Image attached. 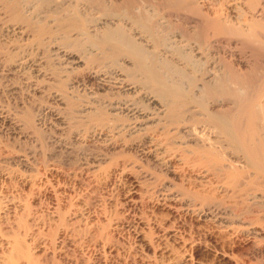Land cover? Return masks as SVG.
Segmentation results:
<instances>
[{
	"label": "bare ground",
	"instance_id": "6f19581e",
	"mask_svg": "<svg viewBox=\"0 0 264 264\" xmlns=\"http://www.w3.org/2000/svg\"><path fill=\"white\" fill-rule=\"evenodd\" d=\"M91 1H92L91 4L92 5L94 4L93 8H97L98 10L97 9L96 10L99 11L100 16L102 15L99 18L103 19V20L99 19L101 20L99 21L97 20L98 19L97 18L95 19V21L97 20V22H99L100 24H104L103 26L99 27V30L97 29V31H99L98 34H96L97 32L95 34L93 32L94 36L92 35H91L92 37L90 36L92 44L98 48L97 50H99V54L97 53V51H95L98 55V56L96 55L97 56L96 61L98 58L103 62L109 61L110 65L113 66L111 73L112 74L115 73L112 76H105V74H101L103 72L101 73L99 72L101 75H95L96 78L95 82L97 83L95 87L97 88V90L99 89L103 90L105 87L109 85V83H112L110 85H114V87H116L115 90L118 89L117 90L118 92L117 91L115 92L118 95V97L113 96L114 95L113 93V95L111 94L112 96H110L111 98L108 97L110 99L106 100L107 103L106 101L104 102L105 104L102 103L104 105V107L102 106V108H107L105 110H108L107 111L108 113L105 111L107 115L105 114V112H103L105 116L102 115L101 111H99L101 105L99 104L100 105L99 107H94L93 106L94 102L91 99L90 100L93 102V103L91 102L92 106L90 105L88 107L89 110H86L87 106L85 107V110L88 112L82 110L85 111L87 115L88 113L91 114V115L89 114L90 117L89 115L88 117L93 118L94 132H97V135L98 134L99 135L101 134V136L104 135L105 140H109L110 138L109 135L110 136L112 135L110 133H112L113 130L116 133L118 132L124 133L121 131H126V132L129 131L128 132L129 134L132 132H137L145 135L147 141L151 143L152 147L153 146H158V148L161 147L164 155L162 156L160 154L158 155V157L160 156L167 162V165L168 167L171 168V171L178 172V174L180 173L182 177H184L183 175L185 176L187 175V179H185L187 180V184H188L187 189L190 191L189 186L190 188L193 189L191 192H188V194H190L189 196L184 191V193L188 197L184 196L185 194L182 191L181 193L179 192V194L173 193L170 196L168 194L165 195V193L162 196L163 193H161L160 195L161 197L160 196L159 198L155 197L154 199H156V202L162 206H165V208L167 207L170 208V210L172 209L174 212H177V210L181 208V205L180 206L176 205V203L174 204L173 201L170 202V200H176L177 202L178 200H180V202H182L181 200H185V201L187 200L189 204L187 203L185 204H187V206L190 207L189 209H191V211H194L196 213L195 210L198 208L199 210L203 211L204 209L203 207L207 208L210 206L213 207L217 205V203L214 202L213 199L224 197V198H233V199H241V200L249 199L253 201L255 204L259 205L258 207L259 209H256V212L260 214H264V0H155L154 1L155 3L152 2L153 0L152 1L150 0L153 4L149 7V9H146L144 7V4L140 3V1L145 2L146 0H122L121 2H117L115 5H111V4L109 5L105 3L103 4L102 1L100 0H91ZM109 2L110 1H108V3ZM85 3H87V1ZM145 3L148 5V3L150 2L146 1ZM91 4L89 6H91ZM80 7H82V5ZM136 8L139 10H137ZM98 14L94 16L98 17ZM86 15L87 14H85L84 17H86ZM172 15L181 18L180 21L178 20L179 21L178 24H177L178 21H176L175 24L174 23L175 21L169 20V18H171L169 16ZM196 17L198 19L195 22V26H194L196 28L190 29L188 24H190L191 23L190 21ZM79 18H81V22L78 24L82 26L83 28L82 33H84L85 31L84 28H86L83 27L85 25L84 24L85 19H83L82 17ZM109 19L110 20L114 19L117 22L119 21V23H116L115 21L114 22L115 24L110 25V23L112 22L109 23L108 22ZM176 27L178 28L177 30H175ZM88 39L90 38L87 37V42L90 41ZM168 40L172 41L174 45L173 44L168 45L167 43ZM99 62L101 63V61ZM128 62L130 65H128ZM101 67H103V65ZM93 72L95 73V71ZM137 81L141 83L144 82L143 84L148 83L147 90L141 87L143 86V84L138 82L139 84H141V86H139ZM149 84L154 88L155 91H157L155 93L156 95L159 96V99L156 98L158 96L152 94L154 92L152 88L151 89L153 90V92L151 89H150L151 91H149V88L151 87L149 86ZM134 93H139L141 97L145 100V103L147 102L148 105L147 104H146L147 106L142 105L143 101H141L140 104L139 102L136 101V99H133ZM95 94L97 93L95 92ZM98 99L99 97L97 96V100ZM138 99L142 100L141 98H137V100ZM102 108L100 109L104 111V109ZM152 109L153 111H150ZM185 113H187L186 114L187 117L182 118L183 114ZM118 114L122 115L124 119L121 120L119 117H117ZM118 119H120V121H118ZM171 124L174 125L172 130L170 129L171 127H169L172 126ZM141 134L139 135L141 136ZM106 136H108L109 138L108 137L106 138ZM113 137L115 136L112 135L111 140L113 139ZM100 139L102 138L100 137ZM140 144L144 145V143H140ZM152 147L150 146L149 149H152ZM152 156L153 158H156L154 157V155ZM161 158H159V160ZM159 163L161 164V162ZM124 169L123 172L125 171ZM54 170L56 169L54 168ZM9 171L10 173H12L11 170H8V172ZM15 172L16 171L14 170V173ZM6 173L4 174V176H6ZM126 174L127 175L124 180L127 181L126 185L128 184V186L125 189L126 195L122 194L125 196V197L122 196V198L125 199L122 201H124V203L127 202L126 204L131 206V204H136L135 203L136 196L134 197V194H138L140 197L139 194L140 188H138L140 187V184H138V182L140 183V181L139 180L137 181V178L133 179L132 177H130L129 173ZM13 175L10 176L12 177ZM25 176L23 177L24 180L22 181L28 182V180H31V178H33V175L31 176V178H26ZM66 176L68 177V171ZM20 177L21 176H19V178ZM69 177H71L70 174ZM57 179L58 178H56V180ZM82 180L81 183H83ZM0 182L2 183V181ZM30 184L29 186L32 185ZM72 185L73 184H71L70 186ZM51 186L53 187L52 189L54 190L55 189L54 186L50 185V187ZM64 187L65 186L63 184V187H61L63 190L60 191L59 189L61 195L64 194V199H63L64 201L62 200V202H65L64 205L66 204L67 208L71 210L73 219L76 218V220L75 219H74L75 221L71 220V222L70 223L67 222V224L64 223V226L61 229L62 230L61 233L59 232L60 243L61 244L68 243L70 245L79 248L78 247L79 243L81 244L84 237L86 238V236H89L90 234L92 238L89 236L90 240L85 239L86 241L93 240L92 241L93 245L94 242H99L100 246L108 245L107 247L110 248L111 246L109 244L111 240H109L110 235L107 228L116 224L115 222L113 224V220L115 218L118 219V217L114 216L115 217L114 218L112 216L113 217L112 220L111 215H109V213L111 214L110 211L108 212L107 216L105 217L103 216L104 217L102 218L103 220L96 222L99 219L95 221V219L93 218L94 219L93 221L95 222L91 221L90 222L91 224L88 223L90 224L88 226L83 221L85 223L84 225L81 220H85L86 222H89L86 220V217L84 215L85 213L87 214L89 212L85 210L86 206H88L87 197L85 198V196L81 194L82 190L79 193L77 191H74V188L72 189L70 187L73 190L70 193V191L65 192ZM81 187L82 186H80V189ZM170 189L172 190V188ZM84 190H87V188H85ZM84 190L83 192H85ZM56 192L50 193L51 194L50 198L52 199V203L56 204L53 206V209H55V207L57 206L56 209L58 208V210H55V212L57 211L56 213H58V211H60L64 207L59 210L58 207L59 205H57L58 201L56 200L58 198V196L56 195L58 194ZM141 194H142L141 202L143 203L145 198H143L144 194L142 192ZM139 197L137 198V200L140 199ZM13 198L11 197L9 202L10 206L8 205L9 207L7 208L8 214L11 215V218L13 220L12 222H14L15 224V225L13 224L12 226L17 228L18 230L23 229L22 230L23 234L24 231L28 232V230H30L29 232L30 234H32L31 236H33L32 239L34 241V244L31 243L32 249L34 248L37 251L38 249H43L45 254V247H47L45 245H47L46 244L47 241L44 242L45 239L44 236L46 237V235L43 234L44 235L43 236L41 233L42 230L41 231L39 230L40 228L39 226L42 227V225H39V223L40 222L43 223L44 221V220L43 221L39 220V218H41L42 215L38 217V215L36 214L38 218H36V220H32L33 222H31V224H27L26 219L25 222L22 221V218H24L22 216L24 212L30 214L29 213L30 211L28 209V207L30 206H28L26 203L21 204V201L20 204L16 203V201L14 202L15 198L14 199ZM23 201L24 200H22V202ZM122 201L120 199L117 202L120 203ZM119 203L116 204V206L119 205ZM196 203H198L199 205ZM121 205L123 204L121 203ZM142 205L144 206V204ZM130 206L127 207L130 208ZM88 207L86 209H88ZM125 207L121 206L122 209ZM183 207L184 206L182 205V208ZM157 208L158 207H156V210ZM152 209L150 211L151 213H149L151 217L147 215L148 213L146 214L149 217V219L152 221V223L148 222L149 219L147 221V217H146L147 225L150 226L148 227L146 225L148 231L143 229L144 227L142 226L144 224L143 225L141 224L142 226L138 227V231L136 228H134L137 231L136 235H138L141 241L140 244L141 246L139 245V242L138 244L137 243L136 244L141 248L142 246L145 247L153 246L154 248H157V246L159 245L158 242L155 244V241H153L155 238L153 239V236H156L159 239L160 237L165 238V236L167 239L168 236L171 238L173 243L177 244L175 245L178 250L175 248V245L174 247L171 246L167 247V244H165L166 240L163 243L165 245L161 244L160 246L162 245L163 246L157 248V250L159 249V251H161L162 254L161 256H164L163 254H165L166 256L167 254L168 256L167 259L161 258L163 260L166 259L164 260L166 261V264H168V262H170L171 264H203L202 260L199 257H197L199 258V260L198 259L195 260L194 258L195 261H193L192 255H190V253H188L189 257L188 256L185 257L187 254L184 256V254L187 253V251H189L187 250V248L189 247L188 244L192 243L195 238V237L193 238V236L191 237L192 235L191 233H189L190 234L189 237H186V235L180 233V231L183 229L181 227L182 225L180 226L181 227L180 231L177 228L176 229H174V227L172 228V226L170 227L172 229L171 230L170 228L168 229V227H164L162 225L161 221L163 220L162 218L164 217V215L166 218V214H168L169 216V213L172 211L168 209L170 212L168 211L166 212V214L163 215V213H165V209H164L162 214H160L159 211L158 213L159 215H156L157 213L155 214ZM185 210H187V207ZM67 211L66 214L68 213ZM115 211L117 212V209ZM120 211L122 212V210ZM63 212L62 214L64 215ZM123 212L125 211L123 210ZM206 213H207V209H206ZM171 215L173 214L171 213ZM235 215L244 224L245 229L246 228H250L251 230L254 229L253 227L256 225L257 221L260 220L259 218L244 216L241 215L240 213H237ZM56 217L58 219V216ZM68 217H72V216H68ZM11 218H9V220H11ZM138 220L139 223L143 221V219L142 221L140 219ZM227 220L225 221L227 224H229L228 223L229 220L228 221ZM263 221L261 220L262 223ZM76 222L77 223L81 222L83 225L75 224ZM222 222L221 224L223 225ZM142 223H146V222L144 221ZM231 224L233 223H230L229 224L230 226L229 225L228 226L229 227L233 226ZM235 226L237 227V225ZM240 226L241 225H239V228H241L243 225L241 227ZM233 229H231L230 232L235 233L237 228L234 230ZM263 230L264 227L260 228L257 231L263 232ZM187 231H185V233ZM232 233L230 234L232 235ZM13 239L14 238H12V240ZM14 240L13 242H10L8 240L10 242L9 244L10 245L13 244V245H11V247L10 245H8L10 248L8 247L9 249H6V251L7 250L8 251L12 250V251L9 252L10 256L7 255V257L9 256V258H7L6 254L4 253H1L2 257L0 254V258H1L0 264H47L46 263L47 259L45 263H43L44 260L43 261L39 260V256L43 252L42 250H40L42 251L41 253L38 252L40 253L38 256L35 255L37 252L35 254L32 253L34 250L29 252L30 250H32L31 248L30 250H28V253L27 252L22 253L24 251L20 252V250L22 249L20 250L18 249L19 251L17 250L19 246L17 245L18 246L17 247L14 245L16 243V241L14 243ZM197 240L199 241V239ZM161 241L163 242V240ZM172 241L170 242L171 244H173ZM48 242L52 244L50 245L49 249H52L54 247L53 242L51 243L49 239ZM51 246L53 247L51 248ZM57 247L58 245L54 248ZM64 247L65 245L62 248L67 250ZM118 247L119 246L116 245L114 248L118 249ZM53 249L50 250L51 254H53L52 253V251H54ZM57 249L59 250L61 248L59 247ZM159 251L158 253L160 254ZM60 254L62 253L60 252ZM140 254L142 255V253ZM140 254L138 255L139 257ZM143 254L146 255L144 252ZM228 254H229L228 252L226 254V251L219 252L218 254L219 258L216 257L218 263L221 264L225 263L226 259L230 258L229 257L230 255ZM64 255L65 253L63 254V256ZM45 256L47 255L45 254ZM42 257H44V255ZM65 257L67 256L65 255ZM234 259L236 262V258H233V260ZM158 261H160L161 263L160 259ZM86 263L84 262V264ZM204 263H208V262H204Z\"/></svg>",
	"mask_w": 264,
	"mask_h": 264
},
{
	"label": "rangeland",
	"instance_id": "374dc122",
	"mask_svg": "<svg viewBox=\"0 0 264 264\" xmlns=\"http://www.w3.org/2000/svg\"><path fill=\"white\" fill-rule=\"evenodd\" d=\"M86 1L87 3H85ZM100 1H102L103 4L105 3L109 5H115L117 2H121L122 0ZM108 1L110 2L108 3ZM146 1H149L151 4L148 3V6L145 3ZM146 1H140V3L144 4V7L146 9H149V7L153 3H155V0H151L153 3L150 0ZM91 3V0H0V181H2V183L0 182V199H2L0 200V254L4 253L6 254V257L7 255L10 256L9 252H11L12 250H7V252L6 249H9L11 245H13H10L9 243L13 242L14 239V243L16 241L14 245H18L19 247L17 246V250L22 249L20 250V252L24 251L22 253H28V250H30V248L32 249V244H34V241L32 239L33 236H31L32 234H30L29 232L30 230H28V232L24 231L23 234V229L18 230L17 228L12 226L14 222H12L13 220L11 218V215L8 214L7 208L10 206L9 202L11 197H14V202L16 201V203L20 204L21 201V204L26 203L28 206H30L28 207L30 211L28 212L30 214L24 212L22 216L24 218H22V221L25 222L26 219V223L31 224V222H33L32 220H36V218L42 215L39 220H44V225L42 222H40L39 225H42V227L39 226L41 228H39V230H42V235L44 234L46 235V237L48 236L46 239V237L43 235L46 239H44V242L47 241V245H45L48 247H45V254L47 256H45L43 249H38L37 251L33 248L29 252L34 250L32 253L35 254L36 252L41 253L43 251L42 254L45 258L42 257L43 255L40 253L35 254L37 256L40 254L39 260H44L43 263H45L47 259V264H64L65 262V264H84V262L86 263V261V264H166V261L164 260L167 259V254L166 256L165 254H163L164 256H161V251H159V249L157 250V248H160L165 244H167V247H174L176 243H173L171 238L168 236L167 239L166 236L165 238L160 237V239L162 238L161 240H163V242L158 237L153 236V239L155 238L153 241H155V244L158 242L159 246H157V248H154L153 246L152 247L157 251L150 246H142V249L140 247L141 241L138 235H136L138 227H141L144 224L145 226H142L144 227L143 229L148 231L147 226H150L147 225V221L149 219L147 215L151 213L150 211L153 207L154 208L152 210L155 214L157 213L156 215H159V211L160 214H162L164 209L165 213H163V215L170 210V208H165V206L157 203L156 199H154L155 197L159 198L161 193H163L162 196L164 195V193L165 195L168 194L170 196L173 193L179 194V192L181 193V191L183 193L185 191V193L189 196L190 194H188V192H191L193 189L190 188V186V191L187 189L188 184L187 180H185L187 179V175H183L185 177L184 178L180 173L179 175L178 172L171 171V168L168 167L167 162L160 156L158 157V155L160 154L162 156L164 155L161 147H152L151 143L147 141L145 135L137 132H132L129 134V131H121L124 133H116L113 130L115 134L113 132L110 134L115 137H113V139L111 140L112 135H109L110 138L106 136V138L108 137L109 140H105L104 135L103 137L101 136V134L97 135V132H94L93 118H89L91 115L90 113H88V115L90 114L88 117V115L86 114V112L88 111L86 110H89L88 107L90 105L92 106V101L94 103H96L97 101L96 104L92 102L94 107H99L100 105V108H102V106L104 107V102L106 100H109L111 98L110 96H112L113 93V96L118 97V95L115 93L118 89L115 90L116 87H114V85H110L112 83H109L111 87L108 85L103 90H97V88L95 87L97 85V83L95 82V75L105 74V76H112L115 73H111L113 66L110 65L109 61L103 62L99 58L96 61V58L98 56L97 53L99 54V50H97L98 48L92 44L91 37L94 36L96 32V34H98L99 31H97V29L99 30V27L103 26L104 24H100L99 22H97V20L99 19L103 20L102 18H99L102 15L100 16L99 11H97L98 9L93 8L94 4L92 5ZM90 4L91 6H89ZM81 5L82 7H80ZM88 8L90 11L88 10ZM77 14L79 15V17L85 19V25L83 27L86 28H84V33H82V26L78 24L81 22V18H79ZM85 14H87L86 17H84ZM97 14L98 17L94 16ZM169 17H171L169 18V20L175 21V24L176 21H180L181 19L177 16L175 17V15ZM95 19L97 20L95 21ZM197 20L198 19L196 17L190 21L191 23L188 24L190 29L196 28L194 26ZM115 21L116 20L114 19L108 20L109 23L112 22L110 23V25L115 24ZM179 21L177 22V24L179 23ZM116 23H119V21H116ZM177 29L178 28L176 27L175 30ZM87 37L90 38L88 39L90 40L88 42ZM83 38H86V41ZM167 43L168 45H174V43H172V41L170 40H168ZM95 51H97V53ZM70 57H72L73 59ZM99 61H101V63ZM100 65H103V67H101ZM128 65H130L129 62ZM93 71H95V73ZM99 72L103 73L100 74ZM139 81H137V83ZM139 83L138 85L141 86V84H143L144 82L141 84ZM147 84L148 83H145L141 87L147 90ZM149 86L151 85L149 84ZM151 88L154 90V88L151 86L149 88V91L152 90ZM95 92L97 94H95ZM155 92L157 91L154 90L152 94L156 95ZM133 95V99H136L137 102L140 103L141 101H143L142 105H148L147 102L145 103V100L139 93H134ZM97 96L99 97L98 100ZM137 98H141L142 100H137ZM156 98L159 99V96ZM100 108L99 111H101V114L104 116L105 114L107 115L108 110H105L107 108H102L104 109V111ZM153 109L150 111H153ZM82 110H85L86 112ZM103 112H105V114ZM186 114L187 113L183 114L182 118L187 117ZM117 117H119L121 120L124 119V117L119 114L117 115ZM120 119H118V121H120ZM171 125L172 126L169 127H171L170 129L172 130L174 125ZM93 133L96 134L94 135ZM137 134H141V136H138ZM99 136L102 139H100ZM140 143H144V145L146 146ZM150 146L152 147V149H149ZM155 149L159 150L160 152L156 151ZM152 155H154V157L156 158H153ZM159 158L161 159L159 160ZM158 161L161 162V164ZM122 167H124L125 169ZM54 168L56 170H54ZM13 169L16 171L15 173ZM123 169L125 170L124 172ZM8 170H11L14 175L10 173V171L8 172ZM6 171L8 174L6 173ZM67 171L68 177L66 176ZM5 173L6 176H4ZM19 173L24 176L26 175V178H31V176L33 175V178H31V180L33 181H22L24 180V176L20 175ZM126 173H129L130 177H132L133 179L137 178V181H140V183L138 182V184H140V187H138L140 188V197L138 194H134V197L136 196V204H131V206L127 205V202L124 203V201H122L125 200L124 198H122V196L125 197L122 194H125V189L128 186V184L126 185L127 181L124 180L127 175ZM69 174L71 175V177H69ZM10 175L13 176L11 177ZM15 175L17 176V179ZM19 176L21 177L19 178ZM10 178H12L13 180ZM56 178L58 179L56 180ZM81 180L84 184H86L84 185L83 183H81ZM29 182L34 183H31V185ZM47 183L50 184L48 185ZM29 184L32 187L29 186ZM63 184L65 186V192L70 191L71 193V191H73L72 189L74 188V191H77L79 193L82 190L81 194H83L85 198L87 197V204L89 207L86 206V208L88 207V209L85 208V210L89 212L87 214L85 213L84 215L86 217V220L89 222L81 220L84 225L86 223L89 226L91 224L90 222L94 219L95 221L99 219L96 222L103 220L102 218L107 216L108 212L110 211L111 214L109 213V215H111V217H118V219L114 217V220L112 217L113 224L114 222L116 224L107 228L110 235H108L110 237L109 240H111L109 244L111 246L110 248L107 247L108 245L100 246L99 242H94L93 245V240L91 239L92 241H89L91 237L90 234V237H84L81 243L82 245L79 243V248L68 243H60L59 235L62 231L61 229L63 228L64 223L67 224V222L70 223L71 220H76V218L73 219L71 210L67 208L66 204L64 205L65 202H62V200L64 199V194L61 195L60 191L63 190L61 188L63 187ZM65 184L69 186H66ZM71 184H73L74 187L73 185L70 186ZM50 185H53L55 189L53 190V187H50ZM80 186H82L83 188L81 187L80 189ZM84 187L87 188V190H84ZM170 188H172V190ZM83 190L85 192H83ZM53 192H56L58 194L56 195L58 196L56 200L58 201L57 205H59V210L64 207L63 209L58 211V213H56L57 211L55 212V210H58V208L56 209L57 206L55 207V209H53V206L56 204L52 203V199L50 198V193ZM141 192L144 194L143 198H145L143 203L141 202ZM186 194L184 196L188 197ZM138 197L140 199L137 200ZM120 199L122 202H117ZM22 200H24V203L22 202ZM139 201L140 203L144 204V206L140 204ZM171 201H173L174 204L176 203V205H181V208H179L177 212H174L171 209L170 211L172 212L169 211V216L168 214H166L165 218L164 215V217L162 218L163 220L161 219V222L162 225L164 227H168V229L171 226L172 228L174 227V229H179V231L181 227L183 229L185 228L184 232L182 229L180 233H183V235H186V237H189V233H191V237H195L193 242L188 244L189 247L187 248V250L189 251H187V253L184 252L185 254L183 253L184 256L187 254L185 257H189L188 253H190V255H192L193 261H195L196 259L199 260L200 258L203 264H215L216 262V264H221L218 263L216 257L219 258V252L226 251V254L227 252L229 253L228 255H230V258H227L226 262L222 264H264V230L263 232L257 231L260 228L264 227V214L256 212V209H259V205L255 204L249 199L241 200L222 197L213 199V201L217 203V205L213 206L214 208L216 207L215 210L211 206V208L203 207V211L199 210L198 208L195 210V213L194 211H191V209H189L190 207L187 206V204H189L187 200H181L182 202H180V200H178V202L176 200H170V202ZM118 203L119 205L116 206V204ZM121 203L123 205H121ZM114 204L116 207L114 206ZM182 205L184 206L183 208ZM121 206L126 207L122 209ZM127 206H130V208ZM156 207H158L157 210ZM186 207L187 210H185ZM114 209H117L118 213ZM120 210H122V212ZM123 210L125 212H123ZM61 211H64V215ZM66 211L70 214H66ZM171 213L173 215H171ZM237 213L248 217H256L260 220L257 221L256 225L253 227L254 229H245L244 224L235 215ZM36 214L38 215V217L36 216ZM56 216H58V219ZM149 216L151 217V215ZM9 218H11V220H9ZM138 219H140L141 221L143 219L142 222L145 221L146 223H139ZM224 219H228L229 221H227L229 224L233 223L231 224L233 225L231 226L232 228L229 227L230 225L227 224ZM261 220L263 221V223L261 222ZM148 222L152 223L150 219ZM221 222L223 223V225L221 224ZM82 223L76 222L75 224ZM235 225H237V227ZM239 225H243L242 227L244 228H242L241 226L240 227L242 229L239 228ZM233 227L234 229L237 228L236 232L234 231L235 233L230 232ZM134 228H136L137 231ZM223 228L225 229V231ZM185 231L187 232L185 233ZM229 232L232 233V235ZM12 238L14 239L12 240ZM196 238L199 239V241ZM48 239L49 241H51V243L53 242L54 247L58 245L57 248L60 247V251L57 248L51 246V248H54H52L54 251H52L53 254H51L50 250L52 249H49V247L52 244L48 242ZM85 239H89V242ZM165 240L168 241L166 242ZM164 241L165 244H163ZM171 241L173 244L170 243ZM138 242L140 246L137 245ZM161 244L163 245L160 246ZM8 245H10V247ZM62 245H65L64 248H66L67 250L63 249ZM116 245L119 246L118 249L114 248ZM176 245L175 248L177 249ZM107 248L109 251L107 250ZM116 251L118 253L120 252L119 255ZM138 251L142 253V255ZM158 251L160 252V254L158 253ZM214 251H216L217 253ZM60 252L62 254H60ZM115 252L117 253V255ZM135 252L139 253L140 257L138 256L139 254ZM143 252L146 255H144ZM64 253L67 257H65V255L63 256ZM231 255L235 257H232ZM9 256L7 258H9ZM41 257L44 259H42ZM143 257H145L146 260ZM161 258L166 259L163 260ZM233 258H236V262L237 260L238 262L236 263L235 259L233 260ZM159 259L161 260V263L160 261H158ZM168 264L171 263L168 262Z\"/></svg>",
	"mask_w": 264,
	"mask_h": 264
}]
</instances>
